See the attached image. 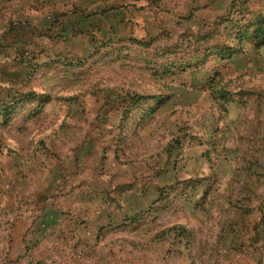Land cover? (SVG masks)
Wrapping results in <instances>:
<instances>
[{
	"label": "rangeland",
	"instance_id": "rangeland-1",
	"mask_svg": "<svg viewBox=\"0 0 264 264\" xmlns=\"http://www.w3.org/2000/svg\"><path fill=\"white\" fill-rule=\"evenodd\" d=\"M257 15L0 0V264H264Z\"/></svg>",
	"mask_w": 264,
	"mask_h": 264
},
{
	"label": "trees",
	"instance_id": "trees-1",
	"mask_svg": "<svg viewBox=\"0 0 264 264\" xmlns=\"http://www.w3.org/2000/svg\"><path fill=\"white\" fill-rule=\"evenodd\" d=\"M254 29H253V37L255 39L258 40V42L263 38L264 39V15H257L255 18H254ZM253 25V24H252ZM259 44H262V43H259ZM228 48V47H227ZM229 49V52L231 53L232 51ZM235 49V48H233ZM232 49V50H233ZM223 50H220V52H222ZM221 93V97H223L224 99H226V94L223 93V92H220ZM130 101H131V104L132 105H136V104H139L141 101L142 102H145L147 100H152L153 98L150 97V96H145V95H135V94H132L130 97ZM130 111V108H126L125 110V116H127L128 112ZM174 230H176V228H174ZM179 232L181 233V235L183 237L186 236V239H189L191 236L189 234L188 231H185L183 228H179Z\"/></svg>",
	"mask_w": 264,
	"mask_h": 264
}]
</instances>
